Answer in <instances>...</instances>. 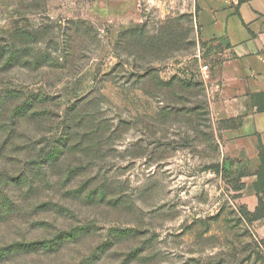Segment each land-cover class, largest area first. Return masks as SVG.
<instances>
[{
  "label": "rangeland",
  "instance_id": "374dc122",
  "mask_svg": "<svg viewBox=\"0 0 264 264\" xmlns=\"http://www.w3.org/2000/svg\"><path fill=\"white\" fill-rule=\"evenodd\" d=\"M194 10L0 0V264H264Z\"/></svg>",
  "mask_w": 264,
  "mask_h": 264
},
{
  "label": "crops",
  "instance_id": "0c3cea01",
  "mask_svg": "<svg viewBox=\"0 0 264 264\" xmlns=\"http://www.w3.org/2000/svg\"><path fill=\"white\" fill-rule=\"evenodd\" d=\"M194 23L202 55L208 62L211 115L230 123L222 131V156L241 171V207L252 212L257 199L250 175L258 165V138L264 142V112L252 95L264 93V0H194ZM200 60V58H199ZM264 239V219L252 222Z\"/></svg>",
  "mask_w": 264,
  "mask_h": 264
},
{
  "label": "trees",
  "instance_id": "16d2710c",
  "mask_svg": "<svg viewBox=\"0 0 264 264\" xmlns=\"http://www.w3.org/2000/svg\"><path fill=\"white\" fill-rule=\"evenodd\" d=\"M252 103L257 112H264V93L252 95ZM257 149L259 165L257 169L250 174L255 177L252 188L257 199V204L252 212H248L244 207H239V211L247 223L264 219V142L260 138H258ZM242 175L246 174L241 173L239 175V180ZM243 188L244 184L239 181V185L235 189V192L241 191ZM236 197H238V195Z\"/></svg>",
  "mask_w": 264,
  "mask_h": 264
},
{
  "label": "built area",
  "instance_id": "2783aa9c",
  "mask_svg": "<svg viewBox=\"0 0 264 264\" xmlns=\"http://www.w3.org/2000/svg\"><path fill=\"white\" fill-rule=\"evenodd\" d=\"M208 71V67L206 65L201 67V72L205 74Z\"/></svg>",
  "mask_w": 264,
  "mask_h": 264
}]
</instances>
